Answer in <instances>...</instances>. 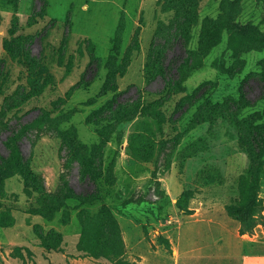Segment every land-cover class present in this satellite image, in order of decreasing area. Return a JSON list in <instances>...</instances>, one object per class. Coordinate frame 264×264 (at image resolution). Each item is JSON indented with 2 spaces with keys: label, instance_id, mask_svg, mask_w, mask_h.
Segmentation results:
<instances>
[{
  "label": "rangeland",
  "instance_id": "obj_1",
  "mask_svg": "<svg viewBox=\"0 0 264 264\" xmlns=\"http://www.w3.org/2000/svg\"><path fill=\"white\" fill-rule=\"evenodd\" d=\"M116 92L99 199L62 198ZM15 139L39 180L0 185V264H264V0H0V161Z\"/></svg>",
  "mask_w": 264,
  "mask_h": 264
},
{
  "label": "trees",
  "instance_id": "obj_2",
  "mask_svg": "<svg viewBox=\"0 0 264 264\" xmlns=\"http://www.w3.org/2000/svg\"><path fill=\"white\" fill-rule=\"evenodd\" d=\"M119 24H120V21H119ZM119 24H118V26H119ZM117 29H116V31H117ZM117 41L118 42L120 41V35H117ZM112 63H113L112 56H110L109 61H108V65L110 66ZM101 67H102V62L99 59V57H96L93 54H91L90 59L87 63V68L85 69L84 73L87 74V73L92 72V75H93L92 78L90 80H87L85 78V76L82 77L77 83H75L74 85L71 86L72 88L70 89V91L72 92V91L80 88L81 85H83V83L85 85L90 84L99 75ZM110 71H111L110 76L105 81L104 87L101 89V91L99 92L98 96H96V98L97 97L102 98L106 94H108L109 91L118 89V86H116V82L114 79V77H115L114 69H113V72L111 69H110ZM111 73H113V74H111ZM205 89H206V87H205ZM204 91L202 90V88H200L199 90L197 89L195 94H194L195 99L197 100V99L201 98ZM120 95H121V92H118V93L116 92L112 96V98L106 99L107 102L103 106H101L97 109H93L89 113V116L87 118L86 123L89 125L90 124L95 125L96 128L94 127L93 129L95 130L97 140L95 142H92V144L95 143L92 146H88V145L77 146L75 149V152L80 151L81 155L91 157V160L93 163L84 164V166H85V171H86L88 178L95 184V190L92 192L78 193L72 187L68 186L67 191H66L65 195L62 196V198L72 196V197H75L78 200H80V203H87V202H91L95 199H99L98 183H97V181H98L97 176H99V173H98V169L95 166V164L101 160L100 159L101 157L99 156V153H100L99 150L102 149L108 143V141L110 139L109 135H107L104 132L105 128L108 126V125H105L104 122L109 121V120L120 121V120H122V117L126 113V110H125L126 107L125 106L128 103V101H121L119 99ZM64 101H66V100H64ZM64 101H62V102H64ZM96 101L97 100L95 98L94 99L90 98L89 100L85 101L86 103H83V105L84 106H90V105L96 103ZM183 111H185V110H183ZM114 114H116V115L113 116ZM97 130L99 131V133ZM17 140L18 139H15V146H14L18 150L17 157H15V156H11V157L10 156L9 157L8 156H5V157L2 156L1 157L2 159L0 161V185L1 184L5 185L7 180H11L16 175H19L22 177V180L24 179L23 180L24 182L31 180L29 182L28 188L30 191H33L35 193L36 190L34 189L32 184H34L35 182L37 183L39 178L37 175H35L32 172V170L29 166V163H28V159L23 156L20 145L17 143ZM65 140L67 142L72 141V139H65ZM13 162L14 163L16 162L15 169L13 171H9L8 166H11V164ZM6 164H7L8 169H5ZM261 165H262L261 163H258L256 166V173L254 176L255 182H256V179L258 177L259 168L261 167ZM25 187H26V183H25ZM58 208L59 207H57L56 209H58ZM45 216L49 217L50 213L47 212L45 214ZM4 224H8V223H3L2 219H0V226L1 225L5 226Z\"/></svg>",
  "mask_w": 264,
  "mask_h": 264
}]
</instances>
